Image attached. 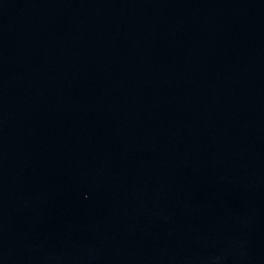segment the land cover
<instances>
[{
  "label": "water",
  "instance_id": "95a60500",
  "mask_svg": "<svg viewBox=\"0 0 264 264\" xmlns=\"http://www.w3.org/2000/svg\"><path fill=\"white\" fill-rule=\"evenodd\" d=\"M0 264H264V0H0Z\"/></svg>",
  "mask_w": 264,
  "mask_h": 264
}]
</instances>
